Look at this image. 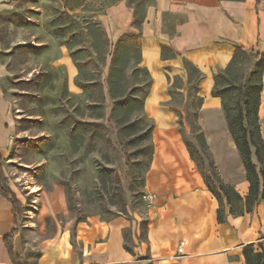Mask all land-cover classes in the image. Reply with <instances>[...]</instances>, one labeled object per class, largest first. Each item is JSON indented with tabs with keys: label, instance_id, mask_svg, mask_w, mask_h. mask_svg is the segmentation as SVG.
I'll use <instances>...</instances> for the list:
<instances>
[{
	"label": "crops",
	"instance_id": "crops-1",
	"mask_svg": "<svg viewBox=\"0 0 264 264\" xmlns=\"http://www.w3.org/2000/svg\"><path fill=\"white\" fill-rule=\"evenodd\" d=\"M104 17L113 39L125 32H138L134 27V8L124 1L110 6ZM139 42L141 65L152 76L145 109L156 120L155 151L146 177V191L151 199L145 239H139L135 221L120 215L110 219L91 216L78 223L72 219L63 224L55 220V228L50 230L42 222L37 233L33 229L29 242L22 231L27 226L23 222L24 208L22 226L12 239L14 254L23 259V264H247L245 245L253 244L256 251L263 250L264 199L253 211L242 207L240 214H234L222 195L226 219L218 220L220 203L175 128L176 113L167 103L171 100L167 89L168 77L172 75H180L187 84L184 59L204 73L197 93L203 98L198 122L219 176L246 196L250 188L246 169L228 128L221 98L213 95L212 89L214 74L230 62L235 43L264 52V0H155L146 7ZM163 45L168 47L167 57L162 55ZM4 74L0 63L3 161L16 136L11 105L1 82ZM156 84L159 96L154 94ZM259 116L264 138V76ZM9 185L24 205L17 189ZM66 212L65 195L56 186L53 194L41 202L39 220ZM15 228L12 203L0 196V264H14L6 238Z\"/></svg>",
	"mask_w": 264,
	"mask_h": 264
},
{
	"label": "rangeland",
	"instance_id": "rangeland-1",
	"mask_svg": "<svg viewBox=\"0 0 264 264\" xmlns=\"http://www.w3.org/2000/svg\"><path fill=\"white\" fill-rule=\"evenodd\" d=\"M121 1L130 7L143 2L144 8L154 2L89 0L71 10L63 0H0V63L5 69L1 82L16 131L3 166L23 198L27 226L22 231L29 242L42 222L50 230L55 220L78 223L91 216L122 215L137 223L139 239L146 237L151 199L146 177L155 151L156 120L145 106L144 113L137 110L135 99L142 90L119 112L126 130L112 117L108 77L118 38L110 35L104 16ZM95 23L104 28L107 38ZM134 61L132 53L125 74L120 75L127 96L141 85ZM249 66L248 62L244 67ZM168 80L167 103L176 113L175 128L202 172L212 175V155L209 147L202 148L201 132L195 128L198 108L193 85L185 84L180 75ZM154 94H160L158 84ZM152 103L151 99L149 108ZM210 182L218 185L214 176ZM56 186L63 190L67 212L39 220L41 202Z\"/></svg>",
	"mask_w": 264,
	"mask_h": 264
},
{
	"label": "trees",
	"instance_id": "trees-1",
	"mask_svg": "<svg viewBox=\"0 0 264 264\" xmlns=\"http://www.w3.org/2000/svg\"><path fill=\"white\" fill-rule=\"evenodd\" d=\"M63 1L67 8L76 10L84 7L89 0ZM257 1L259 2L260 0ZM133 4L134 27L138 32H125L116 41L115 54L112 58L108 77L109 92L114 99L112 117L120 122L119 126L122 130H126L127 127L122 124L123 120L120 118V110L127 106L131 99L130 97L136 96L137 90H142L141 97L135 99V105H137V110L140 113H144L145 100L152 84L150 71L148 68L141 66L142 51L139 42V38L142 35V24L145 18L146 7L151 3L147 4L145 8L143 2H134ZM99 25L98 23L93 24V26L100 30V33L107 38L106 31ZM234 46L235 52L230 62L226 67L219 69L214 74L215 82L212 93L221 98L228 128L242 157L250 188L248 194L242 196L235 186L223 182L216 171L214 163H212V175L204 174V177L208 188L220 203V207L218 208V220L220 222L226 219L222 207V195L227 198V203L230 205L231 212L234 214H237V212L240 214L242 212V207H245L248 212L253 211L255 205L258 204L260 200L264 199V138L261 133L259 116L261 92L263 90L264 52L248 49L239 43H235ZM167 49V46H162V55L164 57L169 56ZM132 53L135 57L136 80L137 82H141V85L137 86L136 89L127 96L122 89L120 75L125 74V67L128 61H130ZM248 62L251 63V66L246 70L244 66ZM184 65L188 72V82L193 85V89L197 96V101L194 106L199 109L203 103V98L198 96L197 93L199 90V81L203 78L204 73L188 59H184ZM140 74H142V78L139 77ZM194 121L196 122L195 128L199 129L201 132V146L205 151H208V144L204 132L198 122V113L195 115ZM189 150L192 158L195 160L196 158L193 151L191 149ZM211 176H214L215 181L218 183L216 187L210 182ZM9 184L10 182L5 175L3 159L0 154V196H4L12 203L16 222L15 231L11 236L7 237L6 240H8L9 254L14 264H23V259L14 254L12 239L22 226L24 205L12 191ZM237 203L239 205H237ZM237 208H240V210ZM243 253L247 264H264V248L262 251H256L253 244H247L244 246Z\"/></svg>",
	"mask_w": 264,
	"mask_h": 264
}]
</instances>
